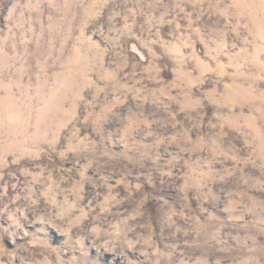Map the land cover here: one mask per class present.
<instances>
[{
	"label": "rangeland",
	"instance_id": "374dc122",
	"mask_svg": "<svg viewBox=\"0 0 264 264\" xmlns=\"http://www.w3.org/2000/svg\"><path fill=\"white\" fill-rule=\"evenodd\" d=\"M0 264H264V0H0Z\"/></svg>",
	"mask_w": 264,
	"mask_h": 264
}]
</instances>
